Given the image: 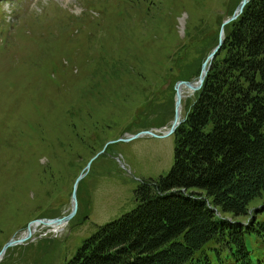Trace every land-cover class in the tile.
<instances>
[{
	"label": "rangeland",
	"instance_id": "1",
	"mask_svg": "<svg viewBox=\"0 0 264 264\" xmlns=\"http://www.w3.org/2000/svg\"><path fill=\"white\" fill-rule=\"evenodd\" d=\"M232 1L0 0V252L30 222L67 215L72 194L77 208L0 264H64L135 210L141 182L171 171L174 136L118 141L169 124L173 85L195 79Z\"/></svg>",
	"mask_w": 264,
	"mask_h": 264
},
{
	"label": "trees",
	"instance_id": "2",
	"mask_svg": "<svg viewBox=\"0 0 264 264\" xmlns=\"http://www.w3.org/2000/svg\"><path fill=\"white\" fill-rule=\"evenodd\" d=\"M183 53L184 43L173 66ZM135 198L132 213L97 228L64 264H264V204L250 207L264 200V0L224 28L174 134L171 171Z\"/></svg>",
	"mask_w": 264,
	"mask_h": 264
},
{
	"label": "water",
	"instance_id": "3",
	"mask_svg": "<svg viewBox=\"0 0 264 264\" xmlns=\"http://www.w3.org/2000/svg\"><path fill=\"white\" fill-rule=\"evenodd\" d=\"M250 0H241V2L238 4L236 7L235 11L233 12L232 16L224 20L221 24L220 27V32H219V38H218V45L212 50V52L206 57V59L203 61L201 64L200 68V73L194 82H185V81H180L177 82L174 86V92H175V97H174V117L173 121L171 123V127L169 131L163 135V136H157L151 132H143L139 133L135 136L129 137L128 139L124 140H119V142H129L137 138L145 137V136H151L154 138H165L169 137L173 133H175L176 129L178 126L183 122V120L180 119V111H181V100L183 97V92L188 91L192 94L198 92L204 83V80L208 74V71L210 69L211 61L214 59L216 54L220 51V48L223 44V28L228 25L229 23L235 21L237 17L242 13L244 7L248 4ZM79 179L75 182V185L78 184ZM74 185V187H75ZM77 208H76V202H75V197L72 194V199H71V210L67 216H63L61 218H55V219H42V220H36L34 222H31L28 224L26 228V232L24 236H21L17 240L11 239L5 246L2 248L0 252V256L3 254V252L8 249L11 246L19 245L24 243L25 241L29 240L30 237L32 236V231H31V226L33 224H41V225H47V226H55V227H60L66 225L69 221H71L74 216L76 215Z\"/></svg>",
	"mask_w": 264,
	"mask_h": 264
},
{
	"label": "bare ground",
	"instance_id": "4",
	"mask_svg": "<svg viewBox=\"0 0 264 264\" xmlns=\"http://www.w3.org/2000/svg\"><path fill=\"white\" fill-rule=\"evenodd\" d=\"M39 226H41V225H39V224H33V225L31 226L32 234L34 233V231H35ZM42 227H46V228L48 229L47 232L51 231V232L54 233V234H57V233H59V232H61V231L63 230V227H55V226H47V225L42 226Z\"/></svg>",
	"mask_w": 264,
	"mask_h": 264
}]
</instances>
